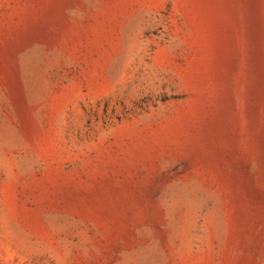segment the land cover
Segmentation results:
<instances>
[{
  "label": "rangeland",
  "instance_id": "374dc122",
  "mask_svg": "<svg viewBox=\"0 0 264 264\" xmlns=\"http://www.w3.org/2000/svg\"><path fill=\"white\" fill-rule=\"evenodd\" d=\"M0 264H264V0H0Z\"/></svg>",
  "mask_w": 264,
  "mask_h": 264
}]
</instances>
